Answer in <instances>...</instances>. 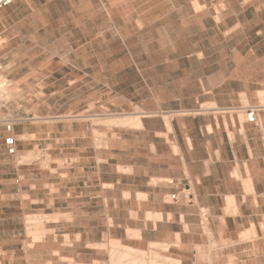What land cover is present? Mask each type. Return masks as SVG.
Here are the masks:
<instances>
[{
    "label": "crops",
    "instance_id": "0c3cea01",
    "mask_svg": "<svg viewBox=\"0 0 264 264\" xmlns=\"http://www.w3.org/2000/svg\"><path fill=\"white\" fill-rule=\"evenodd\" d=\"M0 76L42 91L51 117L93 106L99 120L108 97L116 122L25 124L18 136L46 149H0V203L20 201L0 206L9 264L39 186L30 177L26 205L20 167L38 153L62 164L46 196L76 245L107 234L182 264H264V0H14L0 9Z\"/></svg>",
    "mask_w": 264,
    "mask_h": 264
},
{
    "label": "rangeland",
    "instance_id": "374dc122",
    "mask_svg": "<svg viewBox=\"0 0 264 264\" xmlns=\"http://www.w3.org/2000/svg\"><path fill=\"white\" fill-rule=\"evenodd\" d=\"M11 60V59H10ZM19 62V59H17ZM3 76V75H1ZM0 76V124H4L5 126H0V129L3 130V134L0 136V149H6L5 143L6 139L10 136H13L16 140V148L17 149H46V142L45 139H36L31 144L29 142V137H20L18 136V131L21 127L25 124L33 125L38 127L40 130L45 131L48 124L52 123H63L65 120H73V121H91L92 123H98L103 126H110L116 122L108 123L109 120L113 117L111 116L112 111L109 108L108 101L109 98L106 97L103 99L102 102V116L101 119L95 120L96 118L90 116L91 110L94 109L93 106L87 108L88 111H81L76 114H71L69 116H58V117H51L48 116L49 107L45 104V99H38L35 97H40L42 91H35V90H23L20 89L17 85L13 84V79H9V77H1ZM7 76V75H6ZM17 78V83L20 80L22 75L12 74L11 77ZM26 76V75H24ZM61 74L54 75V79H59ZM52 92V91H47ZM103 93L107 94V91L103 90ZM108 96V95H105ZM42 97V96H41ZM37 99V101H36ZM59 101V98L50 101V105L54 107L55 102ZM56 107V106H55ZM204 107L202 112H206L210 109ZM261 108H264L261 107ZM59 109V106L56 107ZM255 108H249V110ZM61 111V110H60ZM248 111H247V118H248ZM249 120V118H248ZM11 125L13 129L17 128V134L9 132L7 127ZM14 131V130H13ZM24 144L22 147H19V144ZM45 157L44 154H37L36 156H32V159L36 158L39 161L37 166L29 165V160L23 162L24 164L20 167V169L27 173L28 176H23L26 183L23 186L24 189V199L25 204L29 205L30 202L27 201L28 198L25 196L27 195V191L30 190L29 187V179L31 178H38L39 186L36 188L33 186L32 193L35 192L37 201L32 205V211L29 209V206L25 210L27 215L25 218H22L23 226H25V230L21 233H18L16 236V241H18L17 245H14L15 252L17 253V264H118V258L116 255L120 253V255L125 251L123 248H133L129 246L126 242L122 243L119 242V246L115 247L112 243L117 242V240H113L108 237L107 234H103L102 237H96V240L101 239V243H97L96 245L88 244L87 248L81 244L76 245V240L71 238L69 240V236L65 234L63 236L62 230L67 232L68 225L72 224L73 219L65 216L62 214V203L59 202L53 207V201H48L46 196V187L47 185L51 191L56 193L58 188L61 184V167L62 164H55L54 168L49 167L45 161H42L41 158ZM33 161V160H31ZM27 163V164H26ZM37 167V168H36ZM36 169V170H35ZM54 184V186H51ZM59 184V186H58ZM20 201L16 200L13 202H9L7 204L0 203V206H9L12 205L14 212L18 210V206ZM6 207V208H7ZM6 210V209H2ZM10 211V210H9ZM36 218V219H35ZM35 219V220H34ZM14 219H10L11 224L13 223ZM37 220V221H36ZM17 221V220H16ZM18 222V221H17ZM4 218L0 220V229L5 225ZM18 229H19V225ZM57 226V228H53ZM74 226L77 227L78 223L75 222ZM53 228V229H52ZM65 228V229H64ZM71 233L76 234V228L70 227ZM68 231V232H69ZM91 241L94 240V235L89 236ZM11 240L14 239L13 235H11ZM4 242L7 244L9 242L8 237L5 235H0V244ZM13 246H6V248H11ZM134 249V248H133ZM136 255L133 257L132 253L130 257L135 259L136 261H140L141 264H182L180 259L177 258H170L165 255L166 248L162 246H152L149 250H142V249H135ZM13 251V250H12ZM11 251V252H12ZM115 253H114V252ZM122 251V253H121ZM143 253L140 256L137 254ZM135 252H133L135 254ZM114 253L115 255H113ZM124 255V254H123ZM118 256V257H122ZM115 256V257H112ZM126 256V255H125ZM126 258V260L122 259V261H118L119 264H130L129 260L131 258ZM13 258V254L8 255L0 248V264H9L12 262L10 259ZM114 259V260H113ZM128 259V260H127ZM113 260V261H112ZM120 260V259H119ZM133 260V261H135ZM116 261V262H114ZM135 263L137 264V262ZM144 261V262H143ZM129 262V263H128ZM139 262V263H140ZM143 262V263H142ZM138 263V264H139Z\"/></svg>",
    "mask_w": 264,
    "mask_h": 264
},
{
    "label": "built area",
    "instance_id": "2783aa9c",
    "mask_svg": "<svg viewBox=\"0 0 264 264\" xmlns=\"http://www.w3.org/2000/svg\"><path fill=\"white\" fill-rule=\"evenodd\" d=\"M13 1L14 0H0V9L11 5L13 3ZM248 118H249V121H251L253 123L256 121V110L255 109H251L248 111ZM7 130L9 132H12L13 127L11 125H9L7 127ZM6 145L8 147L9 154L15 155L17 148H16V140L13 136H10L9 138L6 139Z\"/></svg>",
    "mask_w": 264,
    "mask_h": 264
},
{
    "label": "bare ground",
    "instance_id": "6f19581e",
    "mask_svg": "<svg viewBox=\"0 0 264 264\" xmlns=\"http://www.w3.org/2000/svg\"><path fill=\"white\" fill-rule=\"evenodd\" d=\"M35 219H36V218H35ZM35 219H34V220H35ZM36 221H37V220H36ZM112 245H113L114 247L117 245L116 247H118V246H119V242L117 241V242H115V243H112ZM157 246H158V245H157ZM116 247H115V249H117ZM124 249H126V252L122 253V251H121V253H122L121 255L124 254L122 257H118V256H121L120 253H118V254L116 255V257L118 258V260L116 259L115 256H112V257H115V259L117 260V263H118V264H119V262L122 261V259H124L125 257L127 258V256H128V258H129L130 255H131V253H132L133 257H135L134 255H136V252H137V251H136L135 249L130 248V247H128V248H125V247H124V248H123V251H125ZM135 251H136V252H135ZM113 252H114V251H113ZM133 252H135V254H134ZM114 253H115V252H114ZM114 253H112V254L115 255ZM140 253H141V252H140ZM140 253H139V251H138L137 254L139 255ZM141 254H143V253H141ZM141 254L139 255V259H140ZM125 255H126V256H125ZM132 255H131V256H132ZM136 256H137V255H136ZM126 258H125L124 260H126ZM130 258H131V259H129V260H132V263H133V264H136V263H135L136 260H135V259H132V257H130ZM135 258H137V257H135ZM119 259H120V260H119ZM113 260H114V259H113ZM113 260H112V261H113ZM127 260H128V259H127ZM133 260H135V261H133ZM118 261H119V262H118ZM140 261H142V260H139V262H140ZM114 262H116V261H114ZM129 262H130V264H131V261H129ZM129 262H128V263H129ZM136 262H137V264L139 263L138 261H136ZM143 262H144V261H143ZM143 262H142V263H143ZM115 264H116V263H115ZM125 264H126V263H125ZM139 264H141V262H140Z\"/></svg>",
    "mask_w": 264,
    "mask_h": 264
}]
</instances>
